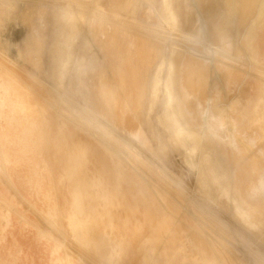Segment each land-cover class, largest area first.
<instances>
[{"label":"rangeland","instance_id":"rangeland-1","mask_svg":"<svg viewBox=\"0 0 264 264\" xmlns=\"http://www.w3.org/2000/svg\"><path fill=\"white\" fill-rule=\"evenodd\" d=\"M159 1L0 0V264H53V254L59 264H264V231L205 180L208 155L232 177L251 158L264 168V108L246 106L264 92V0L246 2L224 47L212 41L227 0ZM198 66L204 97L226 108L230 125L245 124L243 114L253 121L237 162L230 148L212 152L219 137L208 122H189L208 141L196 132V145L179 139L176 86ZM121 80L139 82L142 141L116 127L112 139L83 101L87 82L102 96L120 94Z\"/></svg>","mask_w":264,"mask_h":264},{"label":"bare ground","instance_id":"bare-ground-1","mask_svg":"<svg viewBox=\"0 0 264 264\" xmlns=\"http://www.w3.org/2000/svg\"><path fill=\"white\" fill-rule=\"evenodd\" d=\"M224 1L225 0H220L221 3H223ZM227 1L230 3L228 5L227 18L225 21L223 22L220 21L219 23H217L219 25H223V27L217 28V29L215 28V31H214L215 40L214 42L212 41L213 44L216 43L223 47L224 45L225 46L227 45L226 40L232 38L230 31H231L232 26L235 25L234 21L236 17L240 16L239 24L242 25L243 20L247 16V14L246 16L244 14L246 12L245 4L247 1L249 2L252 0H235V1L227 0ZM254 1L255 0L251 2L253 3L252 4L253 6L256 4ZM159 2H160L159 5H165V0L164 2L163 0H160ZM172 2L166 4L167 9L171 8ZM174 3H175V0H174ZM184 3L185 5L187 4L186 1H184ZM219 5L220 3L218 2L215 4L216 7H218ZM185 8H188V7H185ZM189 8H192V6H190ZM169 13L170 12L168 10L167 14L170 17ZM177 19H178V24L182 26L181 30L183 31L188 21L186 18V12L183 10L182 14L179 13ZM208 22H210V19ZM99 23H100L99 21L96 23L97 28L93 31V35L96 39L98 38V35H99L97 34L99 33L98 31V28L100 25ZM213 23H215V21H213ZM74 36L75 35H72V37L69 38L73 42H74V38H73ZM169 58L165 61V59L162 57L163 62L167 63L169 61ZM166 70L167 68L164 69L165 76H167ZM196 71H198L197 72L198 75H192V76H189L188 72L186 71L185 78L180 77V80L176 86L177 104L174 105L172 103V108L175 110V112H173L174 121L176 120L175 122L178 123L177 129L179 133V139L180 141L182 139L181 142L185 145H196L200 141V139L198 138L193 139L192 137V135H195L194 132H196V133H199V135L203 136L202 143L208 141V140L205 141V139H207L205 132L199 131L197 129H193L191 128L189 124V122L191 124H194L196 122L194 125L197 128V125L203 123V121L208 122L211 126L210 130L212 131V133L216 134V136L219 137L218 140L213 138L214 139L213 142H216L215 144H218V147L214 146L215 150H213L212 152H216L217 154L222 155L225 153L224 148H230L231 150L234 151L232 160L234 162H237V160L241 158V156H238L237 154L239 152H242L240 148L237 147L238 139H241L243 136L242 130L246 129L247 125L253 121L250 118L248 119L246 115L243 114L244 116L243 121L247 120L245 124L243 125L241 123L237 124L234 121V125L232 124L230 125L231 122L228 121L229 119L226 116V112H227L226 108H222V107L220 108V106H216V104L213 103L214 101H212V99H209L208 97H204V91L207 88V81L204 77L205 72H204L203 66H198V69ZM196 80H199V82L200 80L205 81L203 82L205 85L203 84L202 86L199 87L198 90H196V88L194 87V82ZM159 84H160V81H159ZM95 86L96 85L93 82H87L85 85V91L83 92V95L87 97V99H83V101L86 103L89 109L88 114L91 116V120H93L94 118H98L104 125V128L102 130H104V132L108 136H110L112 139L115 138L114 133L112 131L113 130L112 128H115V127L123 128V130L126 131L125 133L131 138H136L137 140H140V141H142V139H145V135L141 129L142 121L139 119V114L137 113V105L139 103L138 99L140 95L139 82L137 81V85L135 86V88H133L126 81L121 80V84H120L121 93L120 94L119 93L114 94V92H109L106 89L102 88L103 90L102 96H100V93L94 89ZM81 95L80 97L82 98ZM246 100H248V98ZM239 103H240L239 101L238 103H233L231 104V107L238 108L239 107L238 105H240ZM110 105H114V107L118 108V112L112 111L109 108ZM250 105L251 107L254 106V110L257 112L261 110L262 108H264V92L263 91L260 92L259 96L255 100H253V98H249V102L246 106H250ZM190 106L193 107L194 111L197 112V115H191V116L189 115V117H187L188 115L187 109ZM207 109L208 110L210 109L209 113L211 115H205L208 111ZM70 110H73L72 106ZM196 117L200 118L201 120L196 121ZM255 121L257 122L255 131L259 133V131L261 130V126L259 125V122H260L259 117H257ZM163 122L166 127L167 126L169 127L171 125L170 118L167 116L163 118ZM210 141L212 142V140ZM228 144H230L229 147H228ZM31 145H34V144H31ZM257 151H261V149H257ZM150 154L154 155V157L155 155H157L154 149L152 148V145H150ZM39 155H36V156H39ZM224 158L227 160L226 155ZM260 158L261 156L258 158L257 157L251 158L250 159L251 161L249 160L248 162H244V164H240L238 171H235L232 177L231 175H228V170H227L226 165L215 164L213 159L211 158V155L210 156L208 155L206 158L208 169H207V174L205 178L207 184L211 186L212 189H214L213 191H215V193H219L223 197L226 203L228 202L232 203V205L235 208V211H237V214L241 218H245L246 224L251 227L250 229L253 228L252 230H255L257 233H261L264 231V173H263L264 168L262 164L260 163ZM144 162H146L147 164L140 162L141 164H143L141 166L153 172V170L155 169L154 167H156L155 164L153 162H149L146 160H144ZM107 166H110V165H108V163H105L104 170L107 168ZM155 172L159 173L157 170H155ZM129 191H133L136 195V193H138V191L140 192L141 189L136 188L134 185V188L133 189L129 188ZM246 203L249 206L250 210L244 208V205H246ZM53 255H54L53 264H59L58 263L59 260L57 259V256L55 254Z\"/></svg>","mask_w":264,"mask_h":264}]
</instances>
